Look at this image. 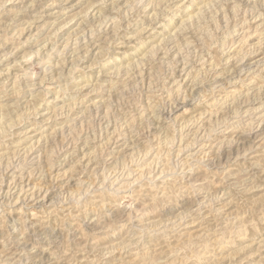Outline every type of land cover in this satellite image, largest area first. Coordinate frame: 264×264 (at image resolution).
<instances>
[{
	"label": "rangeland",
	"instance_id": "1",
	"mask_svg": "<svg viewBox=\"0 0 264 264\" xmlns=\"http://www.w3.org/2000/svg\"><path fill=\"white\" fill-rule=\"evenodd\" d=\"M0 264H264V0H0Z\"/></svg>",
	"mask_w": 264,
	"mask_h": 264
},
{
	"label": "bare ground",
	"instance_id": "2",
	"mask_svg": "<svg viewBox=\"0 0 264 264\" xmlns=\"http://www.w3.org/2000/svg\"><path fill=\"white\" fill-rule=\"evenodd\" d=\"M152 14H153V13H152ZM152 14H151V15H152ZM154 14H155V12H154ZM157 14H158V13H157ZM244 67H245V66H244ZM239 71H241V70H239ZM215 87H216V86H215Z\"/></svg>",
	"mask_w": 264,
	"mask_h": 264
}]
</instances>
